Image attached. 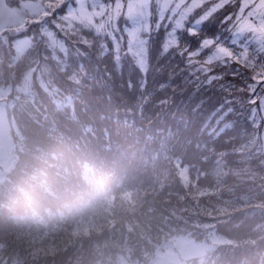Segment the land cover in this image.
I'll return each instance as SVG.
<instances>
[{
  "label": "trees",
  "instance_id": "trees-1",
  "mask_svg": "<svg viewBox=\"0 0 264 264\" xmlns=\"http://www.w3.org/2000/svg\"><path fill=\"white\" fill-rule=\"evenodd\" d=\"M85 36L95 39L91 32ZM13 42L14 37L8 39L0 57L4 61L0 70V88L4 90L0 95L5 96L4 105L11 132L19 130L20 136H23L24 148L15 149L19 158L15 165L17 172L35 174L41 168L53 167L59 155L71 147L102 145L115 134L117 122L114 120V113L121 124H124V118L128 115L126 98H131L132 93L127 77L120 67L112 65L111 58L108 61L107 57L103 56L97 64L91 66L93 72H98V83H80L76 80L79 73H82L78 66L74 67L73 75L69 76L67 73L75 60L76 48L67 43L64 52H56L58 57H55L44 38L40 47L41 53L28 65L32 67L33 73L22 76L16 67L15 60L18 58ZM155 79L159 80V76L156 75ZM180 79L182 80L181 77ZM32 80L36 86L39 80L43 82L40 97L36 99L27 97L31 93L25 90L26 84ZM5 91L7 95L4 94ZM200 92L212 93L218 97L217 93L208 89H202ZM186 93L188 94L183 104L190 102L192 86L186 88ZM147 105L154 113L150 125L164 132L167 145L176 153L181 145H185V149L190 145H194L195 150L199 149L197 141L193 144L190 139L186 143L181 122L170 115L171 112L177 111L178 106L169 105L167 109V103L157 99L149 100ZM233 117L236 126L234 136L220 142L212 141L205 151L200 149L204 154L199 158L203 161L194 166L199 174L192 182L194 187H198L208 180L229 192L224 197L214 196L210 203L213 207L231 212L232 217L228 218L232 222L242 223L252 264H264V252L255 251L264 245V168L261 164V152L251 147L254 138H262L260 133L258 135V125L255 122V126L251 125L243 110L237 108V112L229 116V119ZM124 131L125 144L141 132L138 126L125 127ZM259 145L261 146L260 142ZM181 158L185 161L188 157L181 155ZM192 167L190 166L189 172ZM181 173H185L181 167H160L152 177L140 172L142 181L125 201V204L128 202L129 213L124 216L128 215L130 218L128 223L131 235L122 241L125 247L130 245L133 253L139 254L154 244H160L175 230L200 237L204 226L206 231H212L211 223L224 218L220 214L206 212L203 216L204 225L191 219L189 206L178 197V193L185 187H178L173 183L174 177ZM165 188L171 190L170 198L162 195ZM192 193L194 197L193 190ZM235 193L240 194L239 202L242 208L236 202L233 195ZM171 203L177 205L173 214H170L173 208ZM12 235L13 240L10 243L0 236V251L7 246L5 243L14 246L18 242L20 244L15 245L13 252L28 264H42L39 262L40 257L60 241L54 238L18 240L21 233L17 231H13ZM65 240L63 244L60 243L61 247L84 244L79 237L70 236ZM207 242L208 240L205 243Z\"/></svg>",
  "mask_w": 264,
  "mask_h": 264
},
{
  "label": "snow or ice",
  "instance_id": "snow-or-ice-1",
  "mask_svg": "<svg viewBox=\"0 0 264 264\" xmlns=\"http://www.w3.org/2000/svg\"><path fill=\"white\" fill-rule=\"evenodd\" d=\"M62 18L91 32L117 67L128 61L129 86L167 72L161 90L179 76L184 87L173 91L191 85L190 101L202 89L217 93L208 102L218 120L237 108L250 122L264 120V0H67Z\"/></svg>",
  "mask_w": 264,
  "mask_h": 264
},
{
  "label": "rangeland",
  "instance_id": "rangeland-1",
  "mask_svg": "<svg viewBox=\"0 0 264 264\" xmlns=\"http://www.w3.org/2000/svg\"><path fill=\"white\" fill-rule=\"evenodd\" d=\"M26 6L32 7V9L40 8L38 2H36V3H27ZM32 9H30V10H32ZM14 16L15 15L11 13V10H8V8L4 6V0H0V25H3L5 23H10V21L13 20L14 18H15L14 20H17V19L20 20L21 19V17L19 15L17 16L18 18L16 16L15 17ZM65 26H66V24H65ZM24 45H25V42L21 41L18 44L19 50H21Z\"/></svg>",
  "mask_w": 264,
  "mask_h": 264
}]
</instances>
